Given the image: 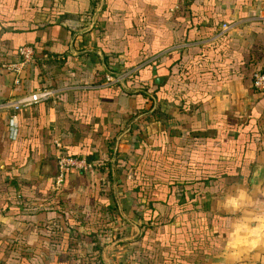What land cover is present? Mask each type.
Instances as JSON below:
<instances>
[{"label": "crops", "instance_id": "1", "mask_svg": "<svg viewBox=\"0 0 264 264\" xmlns=\"http://www.w3.org/2000/svg\"><path fill=\"white\" fill-rule=\"evenodd\" d=\"M223 25L230 30L222 33ZM25 46L40 61L17 87L5 67ZM110 67L134 70L135 80L99 87ZM256 68L264 69V0H0V104L42 87L61 94L20 111L15 128L0 114V264L62 262L59 223L47 227L50 240L37 241L20 222L65 218V208L49 206L60 200L53 179L62 147L97 162L114 149L113 171L146 132L157 148L149 168L159 177L152 179L162 180L157 163L171 153H183L174 165H201L215 179L206 182L199 209L172 196L174 219L165 230L152 223L150 240L142 219L145 264H264V92L253 89ZM170 115L196 137V158ZM87 176L66 180L80 186L70 197L73 218L89 213ZM112 195L109 211L125 203L123 194ZM138 207L125 214L141 219L145 206ZM131 216L126 225L134 229Z\"/></svg>", "mask_w": 264, "mask_h": 264}, {"label": "rangeland", "instance_id": "2", "mask_svg": "<svg viewBox=\"0 0 264 264\" xmlns=\"http://www.w3.org/2000/svg\"><path fill=\"white\" fill-rule=\"evenodd\" d=\"M125 83L126 81L122 82L121 85ZM167 110L168 112H171V109L168 108ZM180 118V120H177L170 115L169 120L171 121L168 120V124H173V129H182L184 131V136H182V138H179V140L186 139L192 141L190 142V145H192L193 150L190 152V156L196 158V141H193L196 137L191 135V133L186 134L188 131H186V128L182 126V122L185 120H183L182 117ZM163 129L166 130L165 125L163 126ZM167 135L168 134L166 133V136ZM148 143L149 142H140L138 148L134 149L131 159H129L128 161L120 159L117 166L113 165V171H111L110 176L108 175V170H105L104 174H100L98 172V165H103L104 162L108 160L107 155L102 156L98 160V162L94 161L93 169L89 170L86 173L93 182V195H90L92 190H90L89 193L87 190L88 188H86L85 190L87 195L85 196L86 201L84 207L88 208L87 210L89 213L84 214L81 217L78 216L76 218H73L75 216L70 214V212H72L73 209L77 206L74 203H71V195H73L75 198L80 195L78 191V188L80 186L76 184V179L72 180L70 184L68 183V185H66V183H63L62 187L59 189L55 187V179H53V188L55 189L56 194H58V192H62L59 193V196H56L59 197L60 200L49 206L56 207V209L60 210H63L65 208L67 210L64 214L65 218H60V220L56 218H51L49 220H38L37 217L27 219L21 217L22 220L20 222L32 227L35 232L34 237L37 241H43L44 239L45 241L50 240V236H52V233L49 229H47V227H52L54 225L58 226L59 223L63 232L61 233L63 244H61L59 251L61 255L65 253L66 256L68 255L67 259L69 261V264H145L146 259H144L143 257L144 252L140 253V251H149V248H145L143 247V245L140 246V241H142L143 239V230L140 232L138 228L141 226V222L143 223L142 217L141 219H139L138 217H132L130 214H125L126 212L124 211V209H127L129 207L134 209L136 212H140V208L138 207V202L140 199L137 193L139 185L142 183H147V180L149 178L159 177L158 174L154 175V170L152 168H149V164H152L154 161H156L154 160V157L156 156L155 149H157L155 148V141L151 146L148 145ZM167 156H170L174 160L182 159V157L178 158V156H183V153L181 155H178L176 153L167 154L165 156L166 159ZM157 164L158 166L156 167V169L158 170L160 178L162 179L161 181L163 182H158L157 185L150 188V190L154 195H157L158 198L163 201H167V203L170 204L173 199L169 195L167 189H169L168 185L169 183H171L170 180H172L173 177H171L170 179H168V177L176 173L178 168L177 165H174V162L169 159H167V162H161ZM141 172H144V179L147 175H149V177L146 178V181L142 179V176L140 174ZM165 172H167V176H164L162 174ZM186 172L188 171H185L182 168V170L175 174V176L184 174ZM166 181L169 182L166 183ZM87 184L89 185L88 180ZM181 191L182 187L176 186L174 193L176 192L175 195L182 196L183 193ZM109 193H112L114 195H112V197L123 194L125 196V203L118 200V203H116V209H112V211H109L113 207L110 206L112 203V198L110 196L108 197ZM135 195L137 196V201L134 200ZM187 196L189 200H194L191 192H187ZM201 201L202 199L199 202L198 200L197 202H190V205L195 209H199L202 207ZM132 203L135 204V208ZM84 207H82L80 210H84ZM168 209L169 207L167 205H163V207L161 206L162 212H160L159 214V217L161 218L159 227L164 230L166 228V225L164 224L168 223L166 219V211ZM130 216L131 218H134L133 221L136 224V227H134V229H131L129 225H126V223H128L130 220ZM97 221H103L107 224V228L109 229L100 231L99 234H97L93 238H88L89 232L85 225L91 223L92 225H94ZM94 228H96V226ZM66 233L70 235L71 239L65 236ZM151 237H153V234L147 235L148 240H150ZM91 240H93L94 242L91 243ZM67 245H71V249L69 250V252H66ZM144 245L146 244L144 243ZM145 255L149 256L152 254L145 253ZM74 258L76 259L74 260Z\"/></svg>", "mask_w": 264, "mask_h": 264}, {"label": "trees", "instance_id": "3", "mask_svg": "<svg viewBox=\"0 0 264 264\" xmlns=\"http://www.w3.org/2000/svg\"><path fill=\"white\" fill-rule=\"evenodd\" d=\"M39 61H40V57L38 56L37 61H36V63L33 66L38 65ZM116 69H117L116 67H114V68L110 67L108 69V73H106L105 75L118 74V73L122 72L123 70H125L124 67L119 69V70H116ZM104 76L99 81V83H101L103 81ZM134 77H135V74L131 75L126 80L125 84H128V85H129V83L131 84V81L135 80ZM96 84H98V83H96ZM118 86H121V84H117V85H114V86H111V87H118ZM18 114H19V112L17 113V117H18ZM166 133H167V131H166ZM148 137H149V133L148 132H146V134L142 135V138L144 139V142H146V139ZM60 153H63L64 155H66L68 157L82 158V157L75 156V155L69 153V151L67 149L63 148V147L60 149ZM107 154H108V160L109 161L108 160L105 161L103 165H98V168H99V171L101 170L103 172L105 170H109V174H111V162L110 161H111L112 158H114V155H116V152L114 151V149L110 148V149H108ZM84 159H87L88 161L94 163V161L92 159H88V158H84ZM167 159H169L171 161H174V159L171 158L170 156H167ZM176 165H177L178 170L176 171V173H174L173 175L169 176V179L171 177H173V179L170 180L171 183H169V185H168L169 189H167L169 195L171 197L172 196H176L177 197V195H175L176 192L174 193L175 187L176 186H180V187H182V191L181 192L183 193L182 196H181L182 198H180V201L184 200L185 202L193 203V202H197V200H198V202H199L201 199H203L204 195L207 192L206 189L204 188V186H206V182H209V180L215 179L214 178L215 176L207 175V171H206L207 169L205 167L201 166V165H196V167H192V168H189V169L183 168V170H185V171L187 170L188 172H186L184 174H180L178 176H175V174H177L180 170H182V167L179 166V164H176ZM69 174H86V173H79V172H73V171L69 172V173H67L65 175L64 184L67 182L66 180H67ZM141 174L143 175L144 172H141ZM159 180H160L159 178L158 179L149 178L147 180V183L140 184L139 188L137 189L138 197L140 199L139 202H140V204L145 206V211H144L143 216H142L143 221L146 223V225H144V228H148L150 234H152V233L154 234V230H155V226L152 227L150 225L152 223H155L156 226L157 225L160 226L159 223L161 222V218L159 217L160 213L155 215V212L158 211V209H157L158 207L157 206H159V204H162L163 200L158 198L157 195H154L151 192V190H150V188H152V187L157 185L156 182H158ZM168 182L169 181H166V183H168ZM61 192H58L57 196H59V193H61ZM187 192H191L192 193V195L194 196V200L193 199L192 200L188 199ZM176 197H175V199L172 198L173 201L170 204H168L167 201H164L166 203L165 205H167L169 207V210H170V208H173L176 204H178V201L176 200ZM171 211H173V210H171ZM160 212H162V211H160ZM166 219H167L168 223H165L164 225L170 224L172 222V220L174 219L173 215H171L169 211H166ZM85 226H86V228L88 229V232H89L88 233V238H90V237L93 238L94 236L99 234L100 231L109 229V228H107V224L104 223L103 221H97L94 225H92V223H91V224H87ZM91 226H94V227L96 226V228L91 227ZM167 232L170 233L169 230H167L166 232L165 231H160V234H164V233H167ZM65 236H67V237H69V239H71V237H70V235L68 233H66ZM60 237H61V235H60ZM143 237H145V233H143ZM90 242L93 243L94 241L91 240ZM70 249H71V245H67L66 252H69ZM67 256H66V253L61 255L60 257L63 258L62 262H58L56 264H69ZM165 264H169V263H165Z\"/></svg>", "mask_w": 264, "mask_h": 264}, {"label": "built area", "instance_id": "4", "mask_svg": "<svg viewBox=\"0 0 264 264\" xmlns=\"http://www.w3.org/2000/svg\"><path fill=\"white\" fill-rule=\"evenodd\" d=\"M230 30L229 25H223L222 33ZM18 61L14 64L6 65L5 69L16 76L15 86L19 87L24 82L25 72L32 67L38 58L37 52L33 47L25 46L18 51ZM135 71L123 70L118 74L105 75L99 85L101 88H108L126 81ZM253 89L257 92H264V69L256 68L253 72ZM59 90L50 87H42L34 92L26 93L13 100H7L0 104V114L7 117L10 128H15L17 113L28 110L39 104L57 101L60 97ZM94 163L84 158L68 157L60 153L57 157V176L54 184L57 189L64 183L65 175L69 172L87 173L93 169Z\"/></svg>", "mask_w": 264, "mask_h": 264}, {"label": "water", "instance_id": "5", "mask_svg": "<svg viewBox=\"0 0 264 264\" xmlns=\"http://www.w3.org/2000/svg\"><path fill=\"white\" fill-rule=\"evenodd\" d=\"M251 184H252L254 189L259 186V182H257V181H252Z\"/></svg>", "mask_w": 264, "mask_h": 264}]
</instances>
